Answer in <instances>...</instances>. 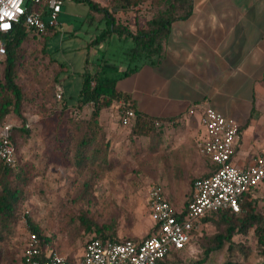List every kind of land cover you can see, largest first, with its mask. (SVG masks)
<instances>
[{
	"label": "rangeland",
	"instance_id": "rangeland-1",
	"mask_svg": "<svg viewBox=\"0 0 264 264\" xmlns=\"http://www.w3.org/2000/svg\"><path fill=\"white\" fill-rule=\"evenodd\" d=\"M101 6H110L111 0H93ZM148 4L133 5L128 10L114 13L117 23L128 25L143 23L150 17ZM86 4L64 0L59 26L48 39L36 37L25 46L23 64L19 71L18 84L27 101L22 106L25 122L11 112L5 123L11 127L28 124V135H15L19 166L28 169L29 185L25 192L27 201L10 233L0 241V264H23L22 248L26 237V216L30 217L50 239L49 246L61 252L68 262L79 258L84 241L93 235L84 229L85 221L116 228V238L144 239L151 232V221L146 204L149 188L159 185L164 194L181 202L189 193L198 166L182 165L180 150L159 147L150 137L131 136L130 126H122L118 102L100 114V124L110 141L111 169L101 173L87 167L79 171L74 166H63L59 146L69 147L70 139L66 120L75 114L88 116L91 104L77 110V95L81 76L86 66L96 70L97 59L104 55L109 64L118 66L128 63L124 53L129 42L118 40L113 35L108 43L97 49L89 42L102 30L103 23L87 15ZM4 57H0V62ZM2 66H0V69ZM65 83L66 97L55 99V89ZM62 86V85H61ZM63 87V86H62ZM167 126L161 127L162 133ZM195 146V145H194ZM203 164L206 175L210 164ZM91 182L85 191V181ZM254 199L264 215V184L256 190ZM173 205V209H175ZM132 233L126 236L123 232ZM121 234L119 235L118 233ZM215 227L201 221L188 247L177 253L182 264L200 262L207 247V239L216 234ZM235 239L247 247L248 254L229 257L221 251L212 257L209 264H224L233 259L240 264H261L264 258L255 251L253 231Z\"/></svg>",
	"mask_w": 264,
	"mask_h": 264
},
{
	"label": "trees",
	"instance_id": "trees-1",
	"mask_svg": "<svg viewBox=\"0 0 264 264\" xmlns=\"http://www.w3.org/2000/svg\"><path fill=\"white\" fill-rule=\"evenodd\" d=\"M73 1L86 4L87 15L92 20L103 23L102 30L89 42L90 48L97 49L102 43H108L113 35H116L118 40L130 43L124 52L128 54V63H119L125 68L123 72L118 71L119 65L109 64L104 55L97 59L98 62L94 65L95 71L88 68V65L86 66V71L81 76L76 108L81 110L83 106L91 104V112L88 116L75 114L66 120L70 144L66 148L61 145L58 147L63 166H74L79 171L90 167L104 173L111 169L112 164L109 157L110 141L104 127L100 124V114L120 99L125 103L130 102L127 94L116 89L117 79L129 76L143 65L155 67L162 62L165 56V40L169 35L172 23L186 20L191 15L194 0H111L109 8L101 6L93 0ZM142 3L148 4L147 9L150 13L148 19L143 23H135L133 30L128 25L117 23L114 13L128 10L131 6ZM37 8H40V5ZM55 30L56 28L46 34L38 35L27 30L21 22L14 25L7 34L2 35L5 43V56L0 62V66H2L0 69V126L5 123L11 112H14L21 122H25L21 109L27 99L18 84L25 46L36 37L48 39L52 33H55ZM120 109L122 111V107ZM133 111L135 117L128 125L130 126V135L150 137L152 141L159 142L162 136L161 120L148 117L134 109ZM27 124L26 122L24 127H11L10 129L9 139L15 147V154L17 153L15 135L22 134L27 137L29 132ZM16 158L15 167H8L0 160V241L10 233L28 198L25 192L30 183L27 175L28 169L19 166L17 154ZM207 160L210 167L214 168V164L209 159ZM195 180L192 181V188ZM91 182L85 181V191L89 190ZM184 212L183 210L177 213V217L182 218ZM26 222L28 230L37 234L42 246H49L50 239L43 230L28 216H26ZM202 222L213 225L217 233L206 238L205 257L194 264H209L212 261V256L221 251H224L229 257L237 253L247 256V247L237 241L235 237H245L250 230L253 231L255 251L264 258V215L258 211L256 199L248 193L243 194L240 198L238 212L208 213L203 217ZM84 229L86 232L93 233L89 237L121 241L116 238V228L112 225L98 226L88 220L84 223ZM183 250L185 249L170 252L161 263L182 264L181 260L177 258V253ZM224 264L240 263L230 259ZM261 264H264V261Z\"/></svg>",
	"mask_w": 264,
	"mask_h": 264
},
{
	"label": "crops",
	"instance_id": "crops-1",
	"mask_svg": "<svg viewBox=\"0 0 264 264\" xmlns=\"http://www.w3.org/2000/svg\"><path fill=\"white\" fill-rule=\"evenodd\" d=\"M164 50L158 66L143 65L116 82L129 96L127 105L167 126L155 145L180 150L182 165L198 166L193 179L205 176L208 160L194 146L205 137L200 121L205 105L237 123L240 136L231 156L237 167L264 156V0H194L191 15L172 23ZM124 70L119 64L118 71ZM60 84L66 97L65 83ZM256 190L249 195L255 197ZM192 192L191 187L181 202L164 191L163 198L179 213ZM153 227L150 221V232Z\"/></svg>",
	"mask_w": 264,
	"mask_h": 264
},
{
	"label": "built area",
	"instance_id": "built-area-1",
	"mask_svg": "<svg viewBox=\"0 0 264 264\" xmlns=\"http://www.w3.org/2000/svg\"><path fill=\"white\" fill-rule=\"evenodd\" d=\"M63 0H0V57L5 56L2 35L22 22L27 30L38 35L46 34L58 25ZM40 5V8L37 6ZM7 25V27H4ZM63 89L56 86L55 99L62 98ZM120 122L128 126L134 119L133 109L120 99ZM194 114V109L189 111ZM200 121L205 137L195 142L201 155L214 164V169L193 183V192L182 218L163 198L161 186L149 188L146 203L154 227L141 240H101L88 237L79 260L68 262L59 251L42 246L36 233L27 230L22 248L23 264H162L170 252L189 246L193 234L205 215L212 212H238L239 200L245 193H253L264 184V156L258 157L248 167H237L231 160L233 148L239 139L237 123L205 105L200 106ZM11 124L0 126V160L15 167V147L9 139Z\"/></svg>",
	"mask_w": 264,
	"mask_h": 264
},
{
	"label": "clouds",
	"instance_id": "clouds-1",
	"mask_svg": "<svg viewBox=\"0 0 264 264\" xmlns=\"http://www.w3.org/2000/svg\"><path fill=\"white\" fill-rule=\"evenodd\" d=\"M4 27H7V25H5Z\"/></svg>",
	"mask_w": 264,
	"mask_h": 264
}]
</instances>
